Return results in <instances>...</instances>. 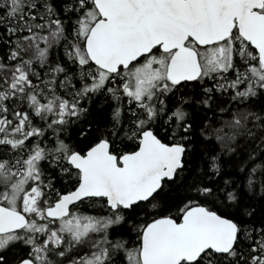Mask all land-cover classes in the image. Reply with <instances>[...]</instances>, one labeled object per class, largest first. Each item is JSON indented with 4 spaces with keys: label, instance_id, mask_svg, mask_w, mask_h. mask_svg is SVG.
I'll return each mask as SVG.
<instances>
[{
    "label": "snow or ice",
    "instance_id": "6c2138e0",
    "mask_svg": "<svg viewBox=\"0 0 264 264\" xmlns=\"http://www.w3.org/2000/svg\"><path fill=\"white\" fill-rule=\"evenodd\" d=\"M0 264H264V0H0Z\"/></svg>",
    "mask_w": 264,
    "mask_h": 264
}]
</instances>
